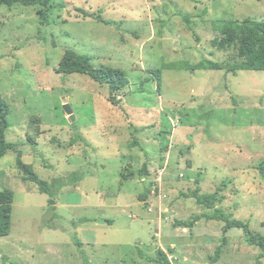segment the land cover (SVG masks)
<instances>
[{
	"label": "rangeland",
	"instance_id": "obj_1",
	"mask_svg": "<svg viewBox=\"0 0 264 264\" xmlns=\"http://www.w3.org/2000/svg\"><path fill=\"white\" fill-rule=\"evenodd\" d=\"M41 10L0 8V95L11 108L7 142L54 195L24 180L16 153L0 161V189L15 193L0 264H155L140 251L156 259L170 249L172 264H211L224 240L218 264H258L262 248L243 230L207 219L193 229L175 223L219 212L264 237V72L164 70L158 90L151 71L240 62L237 48L214 45L215 27L264 21V0H54L49 25ZM69 50L127 74L118 106L108 85L58 73ZM128 172L134 177L125 181ZM77 174L82 181L60 186ZM195 192L218 193L215 208L189 198Z\"/></svg>",
	"mask_w": 264,
	"mask_h": 264
},
{
	"label": "trees",
	"instance_id": "obj_2",
	"mask_svg": "<svg viewBox=\"0 0 264 264\" xmlns=\"http://www.w3.org/2000/svg\"><path fill=\"white\" fill-rule=\"evenodd\" d=\"M54 0H0V8L8 7L12 8L15 5H22L25 7H36L41 6L40 17L43 25H49L50 17V5ZM86 17L93 18L96 21L103 23L105 25H113L111 21H106L102 16L89 15L85 13ZM186 20L189 22L190 17L185 16ZM215 29L220 34L221 38L214 41V45L220 50L227 51L233 48L238 50V58L240 62L234 65H228L226 68L213 61L204 60L197 65H193L188 61H179L174 63H164L162 68L159 70H152L151 74L156 78L158 83V90L162 87V73L164 70H177V71H188L190 73H195L197 71H223L226 70L228 74L237 76L241 71H253V72H264V21H253L245 20L243 22L238 21H228L219 22ZM58 73L63 75H73L81 74L89 76L93 81L108 85L111 90V102L113 106H118L115 97L125 91L130 86V80L127 74L120 69H113L109 67H95L93 65V59L89 56H82L74 51H67L63 56L59 67L57 69ZM11 108L9 104L0 95V161L6 157L10 152H14L18 155L17 165L21 171L25 173L24 180L26 182L34 183L38 186L39 191L43 194L53 196V188L41 180L38 175L34 172L33 166L26 165L23 160V153L18 152L17 146L10 144L6 140V135L10 129V118ZM86 141V139H83ZM78 144L77 140H73L70 146L73 147ZM259 171L264 178V164L259 168ZM133 173L124 174L123 178L125 181L133 179ZM83 180V175L77 174L73 177L63 179L61 181V187L65 185H76ZM59 186V187H60ZM59 189V188H58ZM218 193L200 197L197 192L189 196V198H195L201 205H206L209 209H214L216 203L218 202ZM15 193L5 188L4 186L0 189V239L7 238L12 233V216L14 211ZM50 206L53 203L52 200L49 202ZM207 219L209 221L223 222L226 224V232L231 229L243 230L246 238L251 244L258 245L262 248L264 258V237L254 234L249 225L243 223L242 221L231 220L229 217L225 216L223 213L215 212L214 214H204L196 217L193 221H177L175 223L176 228L183 229H193L194 225ZM82 222H91L90 219L83 220ZM112 225L113 222H110ZM75 244L80 249L83 258H86L85 253H83L84 244L80 239L75 238ZM226 244V240L221 247L216 251V256L212 259L211 264H218L221 259L223 246ZM174 254V250L170 249L169 252L160 250L158 252V257L153 259L140 251V256L142 259L149 263L155 264H172L170 257ZM261 259L258 264H262Z\"/></svg>",
	"mask_w": 264,
	"mask_h": 264
},
{
	"label": "water",
	"instance_id": "obj_3",
	"mask_svg": "<svg viewBox=\"0 0 264 264\" xmlns=\"http://www.w3.org/2000/svg\"><path fill=\"white\" fill-rule=\"evenodd\" d=\"M63 109H64V113L70 118V121L72 123H75L76 117L74 115V111H73L71 105L69 104L67 97L63 98Z\"/></svg>",
	"mask_w": 264,
	"mask_h": 264
},
{
	"label": "crops",
	"instance_id": "obj_4",
	"mask_svg": "<svg viewBox=\"0 0 264 264\" xmlns=\"http://www.w3.org/2000/svg\"><path fill=\"white\" fill-rule=\"evenodd\" d=\"M22 153H23V152H22ZM23 158H24V155H23L22 159H23ZM82 229H83V230H84V229H85V230H86V229H92V227H88V228H81V229H79V228H78V229H77V231H78V232H79V231H83ZM89 231H90V230H89ZM84 242H85V243H90V242H89V241H87V240H84ZM6 263H7V262H6ZM7 264H8V263H7Z\"/></svg>",
	"mask_w": 264,
	"mask_h": 264
}]
</instances>
